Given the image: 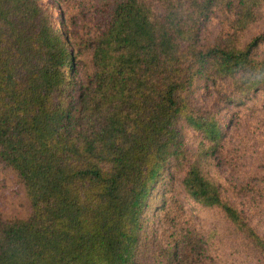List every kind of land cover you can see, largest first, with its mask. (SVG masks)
<instances>
[{
	"label": "trees",
	"instance_id": "1",
	"mask_svg": "<svg viewBox=\"0 0 264 264\" xmlns=\"http://www.w3.org/2000/svg\"><path fill=\"white\" fill-rule=\"evenodd\" d=\"M49 1L0 0V167L29 204L0 264H264L234 126L264 113V0Z\"/></svg>",
	"mask_w": 264,
	"mask_h": 264
},
{
	"label": "rangeland",
	"instance_id": "2",
	"mask_svg": "<svg viewBox=\"0 0 264 264\" xmlns=\"http://www.w3.org/2000/svg\"><path fill=\"white\" fill-rule=\"evenodd\" d=\"M41 1L49 3L50 6L52 5L51 1L49 0ZM51 12L53 15V19L57 20L58 11L56 10V8L51 6ZM208 29L212 31V25H210ZM261 30H264V12L260 21L253 24L252 27L248 30V32L246 33V38L248 39L250 35ZM86 59L87 57L84 56L83 61H86ZM196 99L197 102L202 101L203 95H199V93H197ZM256 99H258V102L254 100L255 103L259 104L260 106L264 105V93H260ZM204 101L205 99L203 100V102ZM236 121L237 123L234 126H238L240 129L248 128L250 131H253V137L256 136V138L253 140L254 145L253 147H251V149H255V152L251 158H249L248 155L243 158V163H241V166L243 165V169L241 171L245 172L244 180H247L250 184L261 189V195H256L254 202H246L245 199H241L239 207L246 211V215L249 218V223L254 224L257 230L260 233L264 234V113H262V116L259 117H240L237 118ZM227 140H229V138H227ZM251 142L252 141L250 140L249 146ZM252 158H255V160H253ZM250 169H256L259 172L254 176H250L247 172ZM209 173H215V169L212 168ZM220 174H223V172L221 171ZM229 179H232L231 176L229 177ZM162 184L163 183H159L158 186L154 188L151 194L149 204L150 207L147 210L148 215L150 216L151 226H154V224L157 226L155 213L157 212V208L161 200L160 193ZM175 198L180 199L181 202H183L187 215H212L210 211H202L196 209L192 204L188 203L187 200L183 198H178L176 196L174 197V199ZM178 205L179 204L177 200L171 202L170 207H173L172 214L177 212ZM28 212L29 204L25 198L21 184L18 182L14 173L10 169L0 167V216L3 218H22L25 217ZM159 213L158 215H161V213Z\"/></svg>",
	"mask_w": 264,
	"mask_h": 264
}]
</instances>
